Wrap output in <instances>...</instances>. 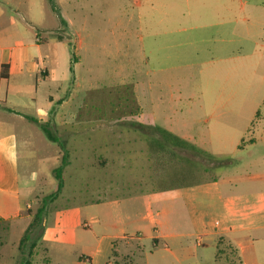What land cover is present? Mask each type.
<instances>
[{
  "label": "crops",
  "instance_id": "0c3cea01",
  "mask_svg": "<svg viewBox=\"0 0 264 264\" xmlns=\"http://www.w3.org/2000/svg\"><path fill=\"white\" fill-rule=\"evenodd\" d=\"M47 2L62 26L95 24L106 18L102 2L87 5L85 11L71 7L68 21L56 0ZM146 7L155 10L152 3ZM165 7L153 24V40L157 35L154 25L182 24L184 15L180 13L176 21ZM45 16V0H0V220L5 222L29 219L22 202L33 193L35 178L28 173L23 192L20 157L24 152L28 160L29 151L17 146L10 121L48 122L45 115L28 113L35 100H26L37 91L28 76H49L34 33ZM184 30L169 27L163 35L171 42ZM81 44L77 42L75 51ZM181 44L158 49L167 51ZM35 52L38 59L32 55ZM171 59L172 54L164 53L159 61ZM51 64L56 68L54 55ZM78 64L75 60L74 67ZM3 66H7L6 78L1 77ZM133 93L136 114L122 112L113 117V113H104L95 119L83 113L84 95L56 98L59 107L67 105L60 126L71 130V158L64 167L71 165V205L56 212L44 207L37 234L43 264H66L54 254L69 248V264H264V146L256 154L257 139H250L247 148L237 144L232 156L224 159L226 163L211 164L212 168L222 165V170L205 177L200 162H189L187 149L202 151L212 160V155L224 157L225 153L202 150L184 135L159 129L149 84L134 83ZM53 101L48 97L50 107ZM93 122L102 124L100 134L88 126ZM258 141H264V130ZM193 171L195 179L188 180ZM28 207L26 202V211ZM49 219H54L53 225L48 226Z\"/></svg>",
  "mask_w": 264,
  "mask_h": 264
},
{
  "label": "rangeland",
  "instance_id": "374dc122",
  "mask_svg": "<svg viewBox=\"0 0 264 264\" xmlns=\"http://www.w3.org/2000/svg\"><path fill=\"white\" fill-rule=\"evenodd\" d=\"M56 2L67 21L71 19V7H81L85 11L87 5L96 6L97 2L104 4L106 18L95 24L62 26L45 0L46 16L34 33L40 40L36 43L49 76H28V81L34 87L36 85L37 91L26 96L28 101L35 100L34 108L27 111L31 115L41 114L48 118L45 126L60 140L63 148L47 138L40 122L10 121L17 146L29 151L28 160L24 152L20 157L23 192L27 190L28 173H34L35 178L33 193L22 202L26 212L24 216L29 219L0 220V264H43L44 251L38 245L37 235L41 219L37 221L33 217L41 207L56 212L71 205V179L68 178L71 165L63 171L65 186L62 196L55 201L48 198L55 191L54 170L60 166L64 152L67 160L71 158V144H68L71 130L60 126L67 105L59 107L55 101L57 97L66 98L74 93L84 95L83 113L95 119L100 114L111 113L110 109L116 107L119 99L127 103L123 110H134L137 106L134 83L149 84L159 129L184 135L186 141L202 150L225 153L224 157L210 153L212 160L202 151L198 154L187 149L189 162H200L205 168V177L217 175L222 170V165L212 168L211 164L226 163L224 159L232 156L237 144L247 148L251 144L250 139H257L253 145L256 154L264 146V141H258L264 130V0ZM147 3H152L155 10L151 12V8L146 7ZM164 4L165 11L176 21H179L180 13L184 15L182 24L154 25L157 35L153 40L152 27L162 16ZM150 14L153 17H149ZM117 21L120 23L116 24ZM169 27L185 30L175 34V39L170 42L163 35ZM78 41L82 44L75 51ZM179 42L181 46L167 51L158 49ZM164 53L172 54V59L159 61ZM32 55L39 58L37 52ZM52 55L56 68L51 64ZM75 60L79 61L76 67ZM48 97L54 99L51 107ZM50 109L51 113L48 112ZM115 109L124 112L120 107ZM99 125L102 124L93 122L88 126L95 130L94 134H100L103 128ZM156 132V138L160 140ZM189 174L188 180L195 179L194 171ZM26 202L29 204L27 211ZM53 221L49 219L48 226L53 225ZM33 223L23 239L25 231ZM41 246L45 247L44 240ZM65 251H56L54 255L69 264L71 248ZM74 254L79 255V250Z\"/></svg>",
  "mask_w": 264,
  "mask_h": 264
},
{
  "label": "trees",
  "instance_id": "16d2710c",
  "mask_svg": "<svg viewBox=\"0 0 264 264\" xmlns=\"http://www.w3.org/2000/svg\"><path fill=\"white\" fill-rule=\"evenodd\" d=\"M50 2H52V0H49ZM7 66H3L1 68V77L3 78H6L7 77ZM127 107V103L124 102L122 99H119L118 102H117V105L116 107H113V109H110L111 113H113V117H116V116H119V115H122L121 113L122 112H118L117 107H120L121 110H123V107ZM124 112L123 113H128V114H136L138 112V107L136 106L134 108V110H127V108L125 110H123ZM41 128L43 130V132L45 133V135L47 136V138L52 141V142H55V143H58L59 145H61V147L63 146L62 143L60 142V140L57 138V137H54L53 134L51 133V131L47 128V126H45V124H41ZM63 148V147H62ZM67 165V153L64 152L63 156H62V159H61V164L58 168H56L54 170V173H55V179H56V187H55V191L50 194L48 196L49 200L53 201L55 200L59 193L61 192L62 188H63V180H62V171L64 169V167ZM44 212V207H41L40 209H38V211L36 212V215H35V220H40L41 217H42V214ZM36 221V222H37ZM34 225L31 224V227ZM30 229V228H29ZM29 229H27L25 231V236L23 237L26 238L27 237V233L29 231ZM22 239V240H23ZM27 264V263H26Z\"/></svg>",
  "mask_w": 264,
  "mask_h": 264
}]
</instances>
